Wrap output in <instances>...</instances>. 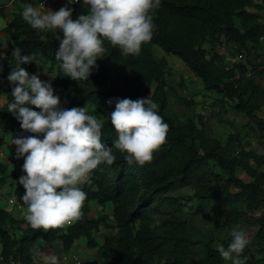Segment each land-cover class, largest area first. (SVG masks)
<instances>
[{"label":"trees","instance_id":"obj_1","mask_svg":"<svg viewBox=\"0 0 264 264\" xmlns=\"http://www.w3.org/2000/svg\"><path fill=\"white\" fill-rule=\"evenodd\" d=\"M23 8L17 5L4 30L13 48L37 62L25 63L24 68L32 73L42 65L54 74L52 83L61 107H92L103 121L104 143L112 146L117 138L109 119L117 97L150 95L169 130L165 143L144 165L127 164L125 154L113 146L116 160L111 165L101 163L82 184L87 193L83 214L71 224L33 229L24 214L1 207L0 264H43L38 256L46 246L60 256L74 252L81 237L85 245L80 248L94 251L95 256L77 264H225L218 247H227L231 230L241 227L249 212L258 210L251 216L256 227L254 244L264 254V148L262 152L240 148L235 153L206 133L201 119L178 120L168 108V93L175 94L176 86L167 75V60L153 50L156 45L178 57L205 91L229 101L235 112L264 134V88L244 80L249 72L264 77V0H162L154 13L153 38L142 44L139 55L125 56L105 40V56L98 58L99 68L94 67L87 80L64 75L55 56L60 41L51 30L33 29L21 15ZM228 57L236 59L229 63ZM0 64V95L11 96L7 76L13 64L6 57ZM177 99L184 107L194 104L191 96ZM8 102L0 105V149L6 144L2 133L35 135L22 130L20 121L7 110ZM6 146L16 155V145ZM15 176L0 161V184ZM183 187H190V198L197 201L193 213L204 210L202 216L213 228L203 240L194 238L191 218L182 209L187 198L178 190ZM91 204L99 208L95 215ZM241 255L247 257L246 264H262L248 247Z\"/></svg>","mask_w":264,"mask_h":264},{"label":"clouds","instance_id":"obj_2","mask_svg":"<svg viewBox=\"0 0 264 264\" xmlns=\"http://www.w3.org/2000/svg\"><path fill=\"white\" fill-rule=\"evenodd\" d=\"M77 3L88 10L74 19L72 5ZM161 4L162 0H66L58 10L28 3L21 15L33 29L55 33L60 41L55 56L64 75L87 80L94 67L99 68L98 58L105 56V40L118 46L125 56L139 55L142 44L153 38L154 13ZM40 38L45 39L43 35ZM7 48L8 44L0 42V49ZM6 55L0 50V60ZM11 55L15 64L7 76L12 85L7 110L20 121L25 133L35 134L22 133L11 141L17 146V158H24L23 174L18 180L26 189L22 196L27 205L24 219L33 229L60 228L82 217L87 193L80 185L101 163L111 165L116 160L113 146L125 154L127 164L144 165L165 143L169 125L150 95L137 99L117 97L109 113L117 138L109 146L102 141V120L86 106L61 107L52 81L24 68L25 63L35 59L22 54L18 47ZM2 148L8 149L6 145ZM230 235L227 247H218L220 255L232 264H246L247 257L241 255L250 243L246 231L237 225ZM43 261L61 264V257L49 253Z\"/></svg>","mask_w":264,"mask_h":264},{"label":"rangeland","instance_id":"obj_3","mask_svg":"<svg viewBox=\"0 0 264 264\" xmlns=\"http://www.w3.org/2000/svg\"><path fill=\"white\" fill-rule=\"evenodd\" d=\"M75 10L78 11V14L74 15L77 17L79 14L87 13V7L83 6L80 3L75 4ZM6 25V24H5ZM5 27V26H4ZM7 34V33H6ZM6 36V35H5ZM4 43H7V38ZM8 44V48H10V44ZM7 48V49H8ZM7 49H3L7 53L6 59L10 61V52ZM154 53L157 56H163L166 58L168 67L167 71L170 74L169 76L170 83L176 86V93L173 94L172 92L168 93V108L171 113H173L178 120L183 121L187 120L188 118H192L194 120L199 119L202 120L203 128L206 133L211 136L217 137L222 145L227 146L228 148L232 149L233 152H237L240 148H256L262 152L264 148V134L260 132L256 126L250 122L243 114L237 113L234 111L233 107L230 105V102L227 100H221V97L218 94H214L212 92H207L203 89L201 80L193 74L178 57L173 54H168L162 51V49L156 45H153ZM14 66V61H12ZM249 70L250 66H247ZM40 77L41 79H50L51 81L54 79V74L48 72L47 68H45ZM36 71V70H35ZM251 80L254 84L264 88V77L254 75L253 73L249 72L244 75V80ZM182 82V85L179 86V83ZM182 95L186 97H192L193 99V106L184 107L179 105L177 96ZM6 96V95H5ZM0 97V105H4L6 102H11L12 96H6L5 99ZM34 107V106H32ZM35 108V107H34ZM90 113L93 114L92 107H87ZM39 110V109H37ZM199 114L201 116H199ZM14 136L13 133H10ZM7 165L10 170L14 169V166L10 160H7ZM16 174V171H15ZM17 173V177H18ZM20 175V174H19ZM10 181L11 184H10ZM17 185V181L15 177L7 178L5 184H0V205L6 206L8 209L12 207L11 204L7 202V196H10L9 187L13 185ZM81 187V185H80ZM15 188V186H14ZM178 192L187 200L185 204L182 206V209L186 212L187 216L191 218L193 228L194 238L198 240H203L208 237V233L212 232L211 225L207 224L206 218L203 217L205 211L201 210L198 214L193 213V209L197 205L196 200H192L190 197L192 196V189L190 187H183L178 190ZM17 192L16 190L11 193L15 195ZM14 210V209H13ZM91 210L96 214L94 208ZM108 211V209H106ZM26 209H23L21 213L24 214ZM92 212V214H93ZM260 213V210L256 212H249L245 220L242 222L241 228H243L250 240V243L245 247L250 248V251L254 254V256L258 259H262V264H264V254L258 253L257 247L254 244L255 236L254 230L255 226L252 223L253 215H257ZM94 214V215H95ZM102 237V230L98 233V240ZM85 243V238L81 237L76 244L79 246H74V252L77 254V259L79 261L89 259L94 257V251L89 253L87 251H83L80 247H82ZM244 249V250H245ZM73 251V250H72ZM49 253H54L52 250H48L45 252V249L42 250L43 256L42 258L38 256V262L43 263V257ZM225 264H232V261L229 259L223 258ZM71 264H75L74 262Z\"/></svg>","mask_w":264,"mask_h":264},{"label":"crops","instance_id":"obj_4","mask_svg":"<svg viewBox=\"0 0 264 264\" xmlns=\"http://www.w3.org/2000/svg\"><path fill=\"white\" fill-rule=\"evenodd\" d=\"M28 3H32V2H28L26 0H0V7L3 8V12L0 13V42L4 43V41H6V38H7V43L10 44V48H8L7 50H8V52H10L9 53L10 54V58L9 59H10V62L11 63H13L12 61L15 62V58L11 55L12 54L13 47H12V44H11L9 35L6 34L7 32L4 30V26H5L6 22L8 21V19L11 18V16L15 12V10L17 8V5H20L22 7H25V6H27ZM65 3H66V0H48L47 3L45 5H43L42 7H40V8L45 9V10H47V9L58 10ZM35 6L36 7H39L37 5H35ZM72 7L74 8V12L72 14L73 15V18H76V17H74V15L78 14V11L75 10V4L72 5ZM7 43H5V44H7ZM0 50H3V49H0ZM21 66L23 67V65H21ZM44 71H46L45 70V66H42L41 65L36 71H34L32 73H38L39 75H41ZM1 96H4V95H0V97ZM5 98H6V96L3 97V99H5ZM10 133L11 132H5V133H2L1 134L2 137L4 138V141L6 142L5 145L12 144L11 141H12L13 135L10 134ZM10 159H11V157L10 158L8 157V160H10ZM16 175H17V173H16ZM19 177H20L19 174H18V177L15 176V180L17 181V184L18 185H19V183H18ZM15 187H17V185H15ZM13 188H12V190L10 189L11 193L14 192L13 191ZM11 193H10V196L9 195L7 196V199L6 200H7L8 204H11L12 205V207L10 209H8L5 205L4 206H1L0 205V208L3 207L5 209H8V210L13 211V209H14L13 206L14 205H13L12 202L9 201V199L12 198L14 200H17L18 199V195L17 194L13 195ZM91 207L94 208L95 212H97L99 210V208L96 205H92L91 204ZM91 212H93V211L91 210ZM93 214H95V213L93 212ZM78 240L75 242V246L76 245L79 246V244H76L78 242ZM41 243L44 244L43 241H41ZM83 244H85V243H83ZM49 249L50 248L46 246L45 247V252L46 251L48 252ZM42 256H43V254H40V257L41 258H42Z\"/></svg>","mask_w":264,"mask_h":264},{"label":"built area","instance_id":"obj_5","mask_svg":"<svg viewBox=\"0 0 264 264\" xmlns=\"http://www.w3.org/2000/svg\"><path fill=\"white\" fill-rule=\"evenodd\" d=\"M28 2H32L33 4L39 6V7H42L43 5H45L47 3L48 0H26ZM264 47V45H263ZM243 50H241L240 53L237 54V56L239 58H241L243 56ZM236 58L234 57H228L227 58V62H233L235 61ZM8 157H11V162L14 166V169L17 173H19L20 175L23 174V170H22V160L20 158H17L16 155H13L11 156V153L9 152L8 149L6 148H1L0 149V161H6L8 159ZM16 190V194L18 195V199L17 200H14V199H9L10 202L13 203V207H14V210H13V213L15 214H21L20 212H22L23 209H26L27 208V205H25L23 203V200H22V196L23 194L25 193L26 189L24 187L20 188V187H15L13 188V191ZM61 257V261L65 264H71V263H75L77 264L79 262V260L77 259V254H75L73 251L71 252H68V253H61L60 255Z\"/></svg>","mask_w":264,"mask_h":264}]
</instances>
